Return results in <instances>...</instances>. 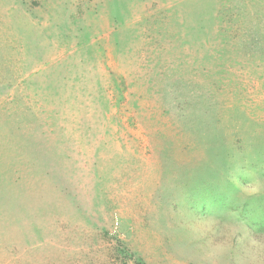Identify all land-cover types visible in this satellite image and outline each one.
Listing matches in <instances>:
<instances>
[{
	"label": "rangeland",
	"instance_id": "1",
	"mask_svg": "<svg viewBox=\"0 0 264 264\" xmlns=\"http://www.w3.org/2000/svg\"><path fill=\"white\" fill-rule=\"evenodd\" d=\"M11 155L0 264H264V0H0Z\"/></svg>",
	"mask_w": 264,
	"mask_h": 264
},
{
	"label": "trees",
	"instance_id": "2",
	"mask_svg": "<svg viewBox=\"0 0 264 264\" xmlns=\"http://www.w3.org/2000/svg\"><path fill=\"white\" fill-rule=\"evenodd\" d=\"M174 31L176 32V30H174ZM172 34L177 36V33H172ZM257 45H258V43L252 37L249 40L247 39V42H245V45L243 46L244 47L243 49L246 50V52L248 51V53H250V52L253 53L254 49H257ZM145 59H147V58H145ZM141 77L142 78L143 77L147 78V75L141 76ZM158 79H159V77H158ZM123 83H124V81L122 82V85L124 86ZM53 89H54V87H53ZM148 91L151 93V90H148ZM152 99L151 100L153 101V103H155L156 100H154V96H153ZM155 105L156 104H153L152 107H155ZM158 108L159 107L157 106L156 109H158ZM4 142H8L7 138L4 139ZM11 148H14V145L12 143H11ZM12 152H13V150H12ZM13 153H17L19 155L20 152H13ZM65 154H67V153H65ZM11 156H12V160L9 159V165H7V166H10L11 179L8 181L7 177H6V174H5V169L7 168V166H3V165L0 164V180L3 183L2 187L4 188V191L6 190L7 186L9 187V190H10V186H13V188L16 189V192L19 193V187L22 188V185H24V181L21 178H24L25 177L24 175H28V173L31 172V171L33 172L35 169H37L38 166L36 167V164H37L36 163V159L35 160H31L30 159L29 163H27V162H24L22 160V158H19L16 155H11ZM18 164H21L22 167H20V166L17 167ZM23 166H24V168H23ZM33 175H34V173H33ZM33 175H31V176H33ZM31 176H29V177H31ZM18 211H20V210H18Z\"/></svg>",
	"mask_w": 264,
	"mask_h": 264
},
{
	"label": "clouds",
	"instance_id": "3",
	"mask_svg": "<svg viewBox=\"0 0 264 264\" xmlns=\"http://www.w3.org/2000/svg\"><path fill=\"white\" fill-rule=\"evenodd\" d=\"M241 192L246 197L259 195L261 192H264V181L259 178L249 180L246 184L241 186ZM251 243L255 245L257 244V241L252 240Z\"/></svg>",
	"mask_w": 264,
	"mask_h": 264
}]
</instances>
